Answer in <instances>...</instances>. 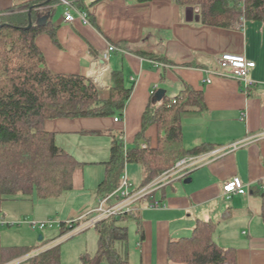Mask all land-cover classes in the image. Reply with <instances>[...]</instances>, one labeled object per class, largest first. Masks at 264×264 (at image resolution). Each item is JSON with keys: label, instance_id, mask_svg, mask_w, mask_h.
<instances>
[{"label": "crops", "instance_id": "1", "mask_svg": "<svg viewBox=\"0 0 264 264\" xmlns=\"http://www.w3.org/2000/svg\"><path fill=\"white\" fill-rule=\"evenodd\" d=\"M25 1L0 0V13L14 12V5L21 6ZM81 1L84 8L74 5L87 12L88 23L76 17V10H72L75 19L66 22L65 5L57 0L35 9V23L49 22L55 28L54 41L47 33L35 39L45 65L52 73L93 79L104 92L111 72L121 71L131 93L118 121L115 116L45 121V129L53 133L55 143L79 162L72 174V188L48 197L59 198L61 208L69 209L63 221L86 220L94 214L113 137L120 138L128 148L157 146L156 124L141 133L143 112L157 89L163 88L164 96L173 98L189 85L203 93L204 108L181 113V143L185 150L202 144L210 148L196 155L197 163L185 176L172 177L147 199H156L161 206L144 207L137 211L138 222L131 219L135 230L127 245L128 259L132 264H167L168 241L189 236L199 220H211L215 224L213 240L233 248L237 264H264V222L260 217L264 183V22L243 21L235 29L210 26L201 22L197 6L178 5L174 0ZM108 44L118 50L110 52L105 61L102 55ZM122 44L152 49L165 60L137 55ZM224 53L243 54L255 62L248 75L254 85L247 86L232 75L206 72L208 68L217 69L216 58ZM126 164L128 180L141 184V164ZM188 178L190 181L184 182ZM233 178L249 183V193L226 197L222 187ZM38 198L19 194L6 197L0 204V217L12 223L28 218L26 215L34 214L37 219L54 215V206L47 207V212L32 211L35 204L46 209V201ZM34 234L29 226L15 231L0 226V243L33 245L35 251L48 248L38 244ZM53 239H47L50 246L55 245Z\"/></svg>", "mask_w": 264, "mask_h": 264}, {"label": "trees", "instance_id": "2", "mask_svg": "<svg viewBox=\"0 0 264 264\" xmlns=\"http://www.w3.org/2000/svg\"><path fill=\"white\" fill-rule=\"evenodd\" d=\"M54 1L27 0L21 6L14 5V12L0 13V202L18 194L48 198L72 188V174L79 162L55 143L53 133L45 129L46 120L122 116L130 97L131 87L125 84L121 71L111 72L104 92L93 79L80 74L52 73L47 68L35 39L40 33H47L54 41L55 28L49 22L35 24V9ZM73 1L77 7H85L81 0ZM174 1L182 6H197L201 22L210 26L235 29L243 21L264 22V0ZM29 13L33 22L26 28ZM122 46L143 57L165 60L152 49ZM203 108V93L189 85L173 98L164 96L159 105L150 101L142 115L141 133L150 124H156L157 146L128 148L120 138L113 137L110 158L104 163L105 175L98 185L100 195L119 186L128 162L141 164L143 186L179 158L209 149L202 144L185 150L181 143V113ZM261 190L260 217L264 222V189ZM137 214L97 221L92 226L97 233L96 251L92 255L82 253L81 264H132L127 251L128 228L122 222L129 218L138 222ZM77 223L69 226L61 221L57 237L71 231ZM214 225L211 220H199L189 236L169 240L167 264H237L234 249L213 240ZM8 263L61 264L60 244L35 251L31 246L0 243V264Z\"/></svg>", "mask_w": 264, "mask_h": 264}, {"label": "built area", "instance_id": "3", "mask_svg": "<svg viewBox=\"0 0 264 264\" xmlns=\"http://www.w3.org/2000/svg\"><path fill=\"white\" fill-rule=\"evenodd\" d=\"M65 5V10L63 13L64 20L66 22H71L75 19V16L72 13V10H76V17H78L82 22L88 23L87 12L83 10L76 9L72 0H57ZM118 50L117 47L113 44H108L104 50L102 58L107 61L109 54L112 51ZM157 66L161 65L160 63H155ZM217 69H206L208 74L220 73L224 75H232L238 79L244 81L248 85H254L255 82L249 78V72L252 68L255 67V62L248 59L243 54H232L224 53L219 55L216 58ZM207 82H210V79H206ZM264 85V84H263ZM175 102V100H173ZM244 117V114L241 115ZM119 116H115L114 120L118 121ZM142 145L141 147H145ZM198 156L196 155H186L179 158L172 167L161 172L155 179L149 182L146 185L134 187L133 184L128 180L126 173L123 171L121 175V181L119 186L111 191L108 194L101 196L97 201V206L94 209V214L87 218L86 220L79 219H69L67 224L72 226L74 223H78L71 229V231L82 230L88 227H92L97 221L106 219L112 216H119L131 212H137L144 207L155 208L159 207L160 202L156 199L147 200L151 198L153 192L158 189L160 186L166 184L172 177L179 178L187 174V169L194 166L197 163ZM250 184L243 183L239 178H233L232 180L224 183L222 191L226 197H230L232 194H247L250 191ZM261 188L264 189V183L261 185ZM147 201V202H146ZM1 219V218H0ZM20 222V221H18ZM16 225H20V223ZM14 223H6L2 219L0 220L1 225L12 226ZM29 224L34 227L37 226L39 229H43L46 226H51V222H29Z\"/></svg>", "mask_w": 264, "mask_h": 264}, {"label": "rangeland", "instance_id": "4", "mask_svg": "<svg viewBox=\"0 0 264 264\" xmlns=\"http://www.w3.org/2000/svg\"><path fill=\"white\" fill-rule=\"evenodd\" d=\"M72 2L74 3V1L72 0ZM97 83V82H96ZM98 84V83H97ZM127 166V164H126ZM126 166H125V172H126ZM134 187L140 185V183L137 184H133ZM33 196L35 198L36 197L34 194ZM54 200H52V198H38L40 200L46 201L44 203L45 206L43 205L44 208H42V204L38 205L35 204V206H32L33 209L32 211L34 213H37L38 211H48L47 207H52L54 206V215H52L51 217L48 218H52V219H48V218H36L33 215H26V219H22L20 220V222H18V220H16V222L20 223V225H16L17 223H14V225L12 226H7V225H1L4 226L5 229H10L11 231H15L20 227H26L29 226L30 229H32L35 232V239L37 240L38 244H41V246H47L50 247L51 243H49L48 241H46L48 238H55L52 241L55 242V244H60V259H61V264H81V260H80V255L82 253H89L90 255L94 254L97 248V233L94 230L93 227H88L82 230H77V231H69L66 234L62 235V236H58V227H59V222L60 220H66V218L69 216L68 212L66 210H64L63 208H61V204L59 203V198L57 197H53ZM40 200H36V201H40ZM52 203V204H51ZM1 204V202H0ZM54 204V205H53ZM74 213H72L73 215ZM0 216H1V210H0ZM54 216V217H53ZM71 216V215H70ZM1 218V217H0ZM2 219V218H1ZM0 219V220H1ZM82 222V220H80ZM6 222V221H4ZM29 222H51V226H46L43 229H39L37 226L32 227ZM124 225L127 226L128 228V243H131V237L134 234V230H135V226H134V222L133 220H131L130 218L123 221ZM49 231H54L51 232L53 234H51L50 236L47 234ZM43 234L42 236H44L43 239H39V235ZM14 242V241H13ZM11 244H15V243H11ZM128 245V244H127ZM20 246V245H19ZM26 246V245H23ZM29 246V245H28ZM31 247H33V245H31ZM40 250H44V248L39 249ZM24 257L18 259V260H22ZM11 263V262H10ZM8 263V264H10Z\"/></svg>", "mask_w": 264, "mask_h": 264}, {"label": "water", "instance_id": "5", "mask_svg": "<svg viewBox=\"0 0 264 264\" xmlns=\"http://www.w3.org/2000/svg\"><path fill=\"white\" fill-rule=\"evenodd\" d=\"M32 22L33 21H32L31 15L29 13L28 14V24H27L26 28L31 27ZM43 23H44V21H38L35 24L42 25ZM164 95H165V90L163 88L157 89V91L154 93V95L152 97V103H156V102L161 101L163 99ZM189 181H190L189 178L184 180V182H189ZM39 239H42V235H39Z\"/></svg>", "mask_w": 264, "mask_h": 264}]
</instances>
